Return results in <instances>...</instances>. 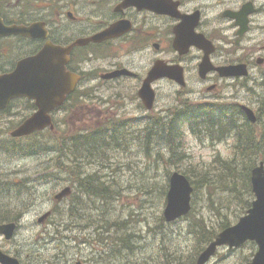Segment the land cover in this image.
Instances as JSON below:
<instances>
[{"label": "rangeland", "instance_id": "1", "mask_svg": "<svg viewBox=\"0 0 264 264\" xmlns=\"http://www.w3.org/2000/svg\"><path fill=\"white\" fill-rule=\"evenodd\" d=\"M263 1L257 0L256 4L264 9ZM211 18L216 31H233L228 28V20L215 14ZM220 34L218 31V42L227 46ZM261 39L264 40V13L251 18V29L239 45L245 47ZM257 60L260 64L248 71L244 81L223 80L217 89H206L210 81L203 83L191 76L185 86L160 79L153 83L156 97L150 110L134 94L138 83L123 80L101 89L97 81L89 96V109L57 114L56 124L66 130H45L23 139L20 154L19 142L5 143L7 149L0 146V179L21 181V186L10 184L6 189L0 185V206L6 207L0 208V216L24 211L13 238L5 240L0 236V248L21 264H166L177 254L180 261H196L199 251L209 242L203 245L194 231V222L201 218L209 230H218L226 220L230 225L236 223L254 199L250 186L246 190L250 169L241 163H230L236 169L229 173L225 167V160L235 156L234 133L211 139L209 124L185 123L174 131L179 140L176 144L168 138L165 126L169 115L199 102L237 101L254 111V129L264 134V84L260 85L264 63ZM87 110L89 113L84 114ZM112 123L118 124L115 130H110ZM71 124L88 128L78 130L70 128ZM85 130L102 134L94 136L89 150L74 147L69 139L67 148L72 149L63 154L59 150L25 154L29 143L38 141L46 148L57 147L51 135L76 136ZM258 156L252 166L264 160ZM173 172L193 176L197 188L192 184L191 216L167 222L163 211ZM202 177L213 188L204 186ZM78 179L88 190L100 188L103 183L107 195L87 193ZM66 186L72 188L71 195L56 199L55 195ZM18 190L22 192L17 194ZM46 212L49 216L39 222ZM256 250L251 241L233 249L222 245L205 264H247Z\"/></svg>", "mask_w": 264, "mask_h": 264}, {"label": "flooded vegetation", "instance_id": "2", "mask_svg": "<svg viewBox=\"0 0 264 264\" xmlns=\"http://www.w3.org/2000/svg\"><path fill=\"white\" fill-rule=\"evenodd\" d=\"M247 2L253 4L254 13L249 17L248 33L251 18L264 13V9L256 4L257 0H229L228 3L222 0H0V76L12 73L28 59L38 58V61L28 62L49 64L52 78L73 80V90L65 92L62 104L50 112L54 133L59 128L66 130L56 124L57 114L73 113L84 107L89 109V96L93 95L92 87L97 81L101 89L102 86L123 80L138 83L134 92L138 96L141 83L156 61L181 69L185 81L191 76L203 83L210 81L206 89H217L221 81H235L241 77L223 78L214 70L201 77L199 63L204 51L190 44L184 52H179L174 47L175 28L190 16V23L194 25L193 32L187 35L184 33L185 40L201 33L215 45L209 54V60L214 66L240 63L250 71L252 67H258L257 58L264 63V40L240 47L246 33L238 34L239 26L235 19L224 16V13H239L242 5ZM196 14L198 18L194 20ZM213 14L230 23L228 28L233 30L231 33L225 34L218 30L222 38L227 40V46H221L218 42V31L210 19ZM115 24L119 25L121 33L100 39L99 34ZM229 54L231 58L226 59ZM21 69L25 70L26 66ZM120 70L126 72L109 76ZM37 71L43 74L46 69L39 68ZM248 75L242 77L243 81ZM36 109L34 101L25 95L13 96L0 107V146L19 142L17 154H20L21 141L33 138L38 131L21 137L12 136L11 132ZM86 113H89L88 110ZM73 127L78 130L88 128L71 124L70 128ZM73 135L68 133L67 136L58 137L54 134L53 139L59 142ZM3 148L7 149V146ZM11 180L13 184H21L19 179ZM9 184L10 180L0 179L3 189ZM0 208L6 209L3 205ZM20 213L3 219L0 216V223L11 219L18 224L22 217Z\"/></svg>", "mask_w": 264, "mask_h": 264}, {"label": "water", "instance_id": "3", "mask_svg": "<svg viewBox=\"0 0 264 264\" xmlns=\"http://www.w3.org/2000/svg\"><path fill=\"white\" fill-rule=\"evenodd\" d=\"M253 12L251 2L242 5L239 13H224L236 19V24L240 26L238 34H242L247 29L248 14ZM197 14L193 16L197 20ZM193 26L190 23V17L183 19L176 29V47L182 50L190 44L205 51V55L199 64L200 73L203 75L209 66L208 54L212 51L211 45L202 34L196 37L191 36L187 40L184 39V33L191 34ZM119 33V25H114L110 29L102 32L100 38L108 37L111 34ZM191 39V40H190ZM189 40V41H188ZM183 52V51H180ZM38 58L28 59L25 63L19 64L15 70L4 76H0V107H3L7 100L13 96L25 95L35 100L38 110L27 118L22 124L14 129L11 134L13 136H22L29 134L33 130L41 129L50 123L48 112L61 103L65 92L72 90V82L62 79L52 78L50 65H36L28 61H38ZM26 66V69H21ZM170 66L166 68L159 63H155L148 77L144 80L139 96L147 108H151L154 100V92L150 87V83L161 77L167 76L173 78L177 83L183 84V76L181 69ZM243 65H227L220 66L216 69L222 76H232L246 74ZM39 68L46 71L39 74ZM50 68V69H49ZM118 71L116 74H119ZM250 122L256 121L253 111L247 106H241ZM251 185L255 199L251 203V207L247 209L246 214L241 216L237 223L228 226L220 231L217 236L200 252L197 257L196 264H205L217 250V247L227 245L230 249L238 247L247 240H253L257 244V250L251 261L247 264H264V165L261 161L251 171ZM192 186L185 175L179 172H173L169 177V189L166 194V205L163 211L164 219L169 222L185 215L190 210V194ZM70 193V188L65 187L55 195L56 199H60ZM49 212L43 214L38 221H43ZM16 225L14 223L0 224V234L6 239H10L15 232ZM1 264H20L17 258L10 256L0 250Z\"/></svg>", "mask_w": 264, "mask_h": 264}, {"label": "trees", "instance_id": "4", "mask_svg": "<svg viewBox=\"0 0 264 264\" xmlns=\"http://www.w3.org/2000/svg\"><path fill=\"white\" fill-rule=\"evenodd\" d=\"M217 114L219 117L217 119H214L213 116ZM241 111L235 104H226L223 103L215 104V103H205L204 105L197 104L196 106H193L191 108L186 107L185 109H180L176 111L175 113L171 114V116L168 117L167 125L165 126L166 129H168L169 135L168 138L178 144L179 140L176 139V136L174 137V131L178 130L180 126L184 125L185 123H198V122H205L208 126H212V131L210 129V138L211 139H221L225 137V135L234 133V153L235 156L232 157L231 160L227 161L225 160V167L229 170V173H233L232 170H235L236 167L231 166L230 163H241L244 168L250 169L252 167V163L254 164L256 160V155L259 154V156L264 157V134L258 133L256 129H254V125L244 122L240 118ZM201 117V118H200ZM61 141V140H60ZM62 144H64V140L62 141ZM43 145V143H42ZM41 148H46L42 147ZM79 147L82 145H78ZM74 147H77L74 145ZM92 147V142L90 140L86 141V149ZM85 148V147H84ZM77 157L76 153L74 155ZM250 171V170H248ZM192 176V175H191ZM247 176V174H246ZM187 178L190 180L191 184H194V189L197 188V183H195V179L193 176L190 178L187 175ZM87 179V178H85ZM200 180L203 181L204 186L208 188H213L212 185H210L204 178L202 177ZM80 184L82 185V188L84 191H87L89 194H96L101 196L107 195V188L106 186H103L100 188H92L90 190L87 189L85 184L82 180L78 179ZM248 183H246L247 187L246 190L249 191V178H247ZM100 185V182H97ZM249 205V203L247 204ZM192 212H190L187 217H190ZM6 218V216L2 215L1 219ZM195 218V217H194ZM193 218V220H194ZM225 219V218H224ZM192 220V221H193ZM194 231H196L197 234L200 236L201 242L204 244H207L209 241H211L217 234L218 231L225 228L226 226L230 225V222L228 220L223 221L219 225L218 230H209V228L205 222L198 218L195 222ZM215 231V232H214ZM127 244V243H125ZM202 249V248H201ZM176 250L174 251V253ZM200 252V251H199ZM177 254V253H176ZM178 256H171V259L166 264H195V259H192V261L186 262L180 261V255ZM173 260H176L175 263H172Z\"/></svg>", "mask_w": 264, "mask_h": 264}]
</instances>
